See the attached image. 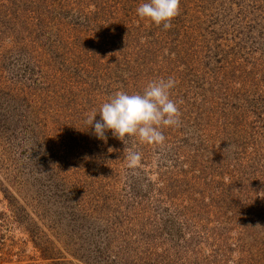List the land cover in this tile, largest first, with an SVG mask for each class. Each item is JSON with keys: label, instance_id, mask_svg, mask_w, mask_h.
Returning a JSON list of instances; mask_svg holds the SVG:
<instances>
[{"label": "rangeland", "instance_id": "rangeland-1", "mask_svg": "<svg viewBox=\"0 0 264 264\" xmlns=\"http://www.w3.org/2000/svg\"><path fill=\"white\" fill-rule=\"evenodd\" d=\"M143 2L0 0V264H264V0ZM168 77L163 145L85 123Z\"/></svg>", "mask_w": 264, "mask_h": 264}, {"label": "clouds", "instance_id": "clouds-1", "mask_svg": "<svg viewBox=\"0 0 264 264\" xmlns=\"http://www.w3.org/2000/svg\"><path fill=\"white\" fill-rule=\"evenodd\" d=\"M141 19H148L157 26L168 30L171 21L179 15L180 0H146L136 9ZM176 81L172 77L150 81L142 93L129 94L117 91L103 102L98 111L93 109L85 123L94 128L96 138L106 140L105 133L111 131L122 142L137 137L141 143L163 145V128L180 126L181 112L171 96ZM99 114L100 119L96 117ZM128 167L134 168L141 161V154L129 151Z\"/></svg>", "mask_w": 264, "mask_h": 264}]
</instances>
